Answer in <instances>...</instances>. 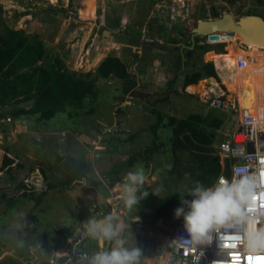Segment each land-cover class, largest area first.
I'll return each mask as SVG.
<instances>
[{
    "label": "rangeland",
    "instance_id": "374dc122",
    "mask_svg": "<svg viewBox=\"0 0 264 264\" xmlns=\"http://www.w3.org/2000/svg\"><path fill=\"white\" fill-rule=\"evenodd\" d=\"M215 11L219 17L229 12L236 19L250 13L264 16V4L258 0H0V34H6L8 27L24 30L30 40L38 36L50 57H59L65 68L78 73L95 71L107 56L115 55L126 62L136 81L135 87L124 93L123 80L116 76L100 78L96 100H87L78 108L68 104L51 119H43L39 113H17L20 107L31 108L32 102L0 106V111L6 113L0 118V264H26L24 256L32 258L28 264H50L55 252L65 248L67 234L78 232L89 218L98 215V210H105L104 204L113 199L108 186L114 183L107 173L140 145L145 147L153 141L149 127L156 116L151 113V100L163 99L157 108L166 117L181 118L199 112L210 119L221 118L214 149L225 133L234 129L231 115L210 108L202 100L205 79L211 76L192 87L194 92H188L180 75L175 90L164 98L178 72L175 63L179 54L184 56L180 62L183 70L191 73L203 69L207 62L215 64L216 69L214 60L220 57L255 51L253 44L258 43L241 40L238 34H221L212 41L199 37L198 42L206 48H197L193 53L189 48L191 30L199 20L218 18L214 17ZM248 57L250 60L240 58L235 73L228 72L226 83L232 85L228 90L233 95L238 88L260 85L257 82L264 80L259 62L264 61V51ZM213 77L221 82L218 73ZM224 83L220 86L225 88ZM248 97H238L242 106L250 102ZM260 103L252 110L257 115L259 107L264 111ZM255 104L252 102V106ZM115 126L122 132L116 133ZM157 131L161 145L151 158L144 185L161 197L187 192L193 185L188 168L192 155L186 150L171 152V129L166 124ZM116 140L120 141L119 154L108 149ZM6 151L17 163L13 180L2 168ZM68 155L83 161L87 172L84 182L69 189L48 190L39 205L22 195L24 189L18 188L21 183L28 189L42 187L43 170L51 182L64 180L67 171L60 157ZM14 195L19 203L3 216V197ZM118 206L123 212L122 201ZM138 211L135 205L121 217L127 225V246L141 249L140 264H164L161 256L170 244L155 224V208L148 205L145 215H137ZM108 247L110 244L105 242L104 248Z\"/></svg>",
    "mask_w": 264,
    "mask_h": 264
},
{
    "label": "trees",
    "instance_id": "16d2710c",
    "mask_svg": "<svg viewBox=\"0 0 264 264\" xmlns=\"http://www.w3.org/2000/svg\"><path fill=\"white\" fill-rule=\"evenodd\" d=\"M258 1L260 4H264V0ZM214 17H219V13L215 11ZM1 25L3 26V22L0 20V27ZM6 28L7 33L0 34V106L12 105L13 102L14 104L32 102V107L29 109L25 107L18 108L17 113L19 115L39 113L41 118L51 119L59 111L66 110L68 104L77 108L83 107L87 100H96L98 98L100 93L98 80L100 78L116 76L123 80L126 85L123 89L124 93L135 87L136 81L128 70L126 62L115 55L107 56L95 71L78 73L65 68L63 61L59 57H50L44 43L39 40L38 36L30 40L24 30ZM198 41H200V38H197ZM253 45H256L255 51L243 52L238 55L234 54L235 56H224L215 60L218 76H220L221 82H225L224 84L228 89L232 87V85L226 83V81H229L228 72H236L240 66V58L243 57L246 60H250L248 55L264 51L263 45ZM197 48L205 49L206 47L198 42L193 53H195ZM183 57L182 54H179L177 58L178 61L175 64L178 72L169 82V87L165 91L164 98L166 99L175 90L174 85L180 75L184 76L182 84L184 88L191 84H197L206 76L217 77L214 64L210 62L205 63L203 69L200 68L191 73H186L182 65H180ZM187 62L188 59L184 62L185 66H187ZM142 94L140 93L139 95ZM162 100L161 98L151 100V113L156 116V122L151 124L149 129L153 131L154 138L143 152L147 154L148 158H152L155 155L161 145L158 142L159 133L157 130L163 124H166L171 129V133L168 136L172 143L171 152L177 153L178 150H186L192 155L188 167L192 173L191 183L194 184L195 181L199 180L206 185H211L221 172L219 155L215 153L214 144L217 137L216 130L220 127L222 119L214 116L210 119L199 112H193L181 118L174 115L166 117L157 108L158 103ZM68 114L72 115L70 112ZM5 116L6 113L0 111V118ZM8 153L9 151H6L5 155H3L2 168L11 174L13 180L12 171L17 163H15L16 159L11 158ZM60 159L63 161L67 171V176L64 180L51 182L43 170L45 176L42 187L28 189L24 183H21L18 188L24 189L22 195L34 199L36 204L39 205L48 190L58 187L69 189L78 183L84 182L87 178V172L81 159L72 155L60 157ZM109 174L111 173H107L108 176ZM144 191H147L149 195L138 203L142 211L145 212L148 205H153L156 215L171 221L178 220L174 217V211L182 206L180 193H171L161 197L151 187H144L139 191L138 195ZM3 198L5 199L3 216H5L19 203L20 199L16 195ZM184 199H191V197L185 195ZM104 205L107 206V203ZM106 206H104L105 210H100L101 213L96 215V218L109 214L110 211ZM69 235L70 233L67 234L68 237Z\"/></svg>",
    "mask_w": 264,
    "mask_h": 264
},
{
    "label": "clouds",
    "instance_id": "9594fccd",
    "mask_svg": "<svg viewBox=\"0 0 264 264\" xmlns=\"http://www.w3.org/2000/svg\"><path fill=\"white\" fill-rule=\"evenodd\" d=\"M253 124L254 131L264 132V127H259L257 122ZM248 157H254L257 163L253 164ZM259 160L247 154L233 166L230 177H219L211 185L197 180L186 194L181 193L182 206L174 211L176 219H183L186 234V238H179L180 247L191 252L193 248L210 244L214 234L231 231L239 237L246 254H264V209L250 208L257 197L264 199V164ZM145 180L143 166H134V170L126 173L118 187L119 199L127 209L131 210L149 195L147 191L137 195ZM185 195L191 199H184ZM83 227L87 237L108 242L110 247H101L91 255L81 254L77 264H140L141 249L127 246V225L117 214L91 217ZM55 255L62 258L61 253Z\"/></svg>",
    "mask_w": 264,
    "mask_h": 264
},
{
    "label": "built area",
    "instance_id": "2783aa9c",
    "mask_svg": "<svg viewBox=\"0 0 264 264\" xmlns=\"http://www.w3.org/2000/svg\"><path fill=\"white\" fill-rule=\"evenodd\" d=\"M206 85L208 86V83ZM224 86L226 89L222 86V93H204L202 97L203 102L210 108L228 113L235 119L234 129L225 133V138L216 145L217 154L221 162L224 163V171L218 178L230 177L233 166L239 163L240 158L245 157L247 154L259 157V163L264 164V132L254 131L253 124V122H257L259 127H264V116L257 115L249 108L242 106L239 98L230 93L225 84ZM115 127L116 133L122 132L120 127ZM108 132L114 131L109 129ZM248 159L253 164L257 163L254 157H248ZM112 184L109 188L110 192L113 193V199L109 201V205L112 211L116 213L120 210L118 206V203H120V190L117 183ZM250 208L251 210L264 209V199L257 197ZM83 226L84 224L78 232H75L74 237L68 239L63 250L55 252V254L61 253L62 258L57 259L54 254L50 264H77L81 254H89L82 248L83 243L89 239ZM160 227L161 231L169 237L172 243V249L168 251L164 264H264V261L256 259V257H264V254L256 256L246 254L243 251V247L239 244V237L231 231L216 233L213 235L210 244L193 248L189 252L186 247H180L182 241L179 238L182 236L186 238L182 218L174 222L162 221ZM230 237H235L236 239H231ZM232 245H235V247H232ZM248 257H252L251 261H249ZM23 259L26 264L32 260L31 257L25 256Z\"/></svg>",
    "mask_w": 264,
    "mask_h": 264
},
{
    "label": "water",
    "instance_id": "95a60500",
    "mask_svg": "<svg viewBox=\"0 0 264 264\" xmlns=\"http://www.w3.org/2000/svg\"><path fill=\"white\" fill-rule=\"evenodd\" d=\"M238 33L244 41L264 45V17L259 14H244L238 19L232 13L225 12L218 18L202 19L191 30V48L197 43V38L207 37V40H218L221 34L234 36Z\"/></svg>",
    "mask_w": 264,
    "mask_h": 264
},
{
    "label": "crops",
    "instance_id": "0c3cea01",
    "mask_svg": "<svg viewBox=\"0 0 264 264\" xmlns=\"http://www.w3.org/2000/svg\"><path fill=\"white\" fill-rule=\"evenodd\" d=\"M260 15H262V14H260ZM263 16V15H262ZM264 17V16H263ZM258 78V75H256V79ZM263 78H264V73H263ZM206 80V79H205ZM200 81H202V80H200ZM262 83H264V80H263V82ZM196 87L197 86V84H191V85H189V86H187L185 89L186 90H188V92H194V91H192L191 90V88L192 87ZM223 89V88H222ZM262 107V106H261ZM259 109H261V110H263L262 108H260L259 107ZM225 113V112H224ZM226 114H228V113H226ZM230 115V114H229ZM232 116V115H231ZM154 124V123H153ZM117 141V140H116ZM118 142H120L119 140L115 143V141L113 142V143H111L110 145H109V150L111 151V153H116V154H119V151H120V143H118ZM219 143V142H218ZM150 145V144H149ZM145 146V145H144ZM148 146V144H146V146L145 147H142V145H140L139 146V148H137L131 155H126V159L124 158V160H126L125 161V163H124V160L121 162V163H118L117 165H114L113 166V169H111V175L109 174V176L107 175V177H109V178H111V180L114 182V183H117V186H120V185H122L123 184V181H124V177H125V175H126V173L127 172H129V171H132V170H134V166H143L144 167V169H145V174L147 175V171L148 170H150V169H148L149 168V164H150V162L152 161L151 160V158H148V156H147V154H145L144 152H143V150L146 148ZM215 153L217 154V151H216V149H215ZM219 161H220V165H221V172L219 173V175L224 171V163L223 162H221V160H220V157H219ZM143 163H145V165L143 164ZM124 171L126 172L125 174H124ZM227 171H228V168H227ZM109 172V173H110ZM218 175V176H219ZM218 176H216V178L214 179V181L212 182V183H214L215 181H216V179L218 178ZM113 183V184H114ZM112 184V185H113ZM144 187H146L145 185H143L141 188H140V190L142 189V188H144ZM148 187H150V186H148ZM108 189L110 190V188H109V186H108ZM139 190V191H140ZM153 190V189H152ZM154 191V190H153ZM155 192V191H154ZM156 193V192H155ZM139 194V192L137 193V195ZM157 194V193H156ZM109 201L110 200H108V203H107V208L109 209V214H112V213H114L113 211H112V209H111V207H110V205H109ZM120 203H121V200H120ZM137 206L139 207V205L137 204ZM100 210H102V209H100ZM119 212H121V213H118V212H116L115 214H117L118 216H120V217H122L124 214H126L127 213V208L124 206L123 207V212L121 211V209L119 210ZM147 212V210L144 212V211H142V209L139 207V211H138V213H137V215H145V213ZM101 212L98 210V215L100 214ZM108 214V215H109ZM156 214V213H155ZM94 217H96V216H94ZM156 217V221H155V224L159 227V229L161 230V227H160V224H161V222L162 221H165V222H174V221H171L170 219L169 220H167V219H165L164 217H162V216H158V215H156L155 216ZM100 218V217H99ZM102 218V217H101ZM123 220V219H122ZM179 220V219H178ZM177 221V220H176ZM76 232V231H75ZM75 232L72 234V233H70V235H69V237H68V239L69 238H72V237H74V234H75ZM162 232V231H161ZM163 233V232H162ZM163 235L167 238V240H169V237L165 234V233H163ZM89 241V242H88ZM88 242V243H87ZM93 242V243H92ZM169 244H170V247H168V248H166V250H167V252H166V254H165V256H161V258H163L164 257V261H165V258H166V256H167V253H168V251L169 250H171L172 249V243H171V241L169 240ZM101 247H105V242H100V241H96V240H93V239H91V238H89V239H87V241H86V243L84 242L83 243V245H82V248H84L88 253H89V255H91L92 253H94L95 251H97V250H99ZM90 251H93L92 253H90ZM149 258H147V260H148Z\"/></svg>",
    "mask_w": 264,
    "mask_h": 264
},
{
    "label": "bare ground",
    "instance_id": "6f19581e",
    "mask_svg": "<svg viewBox=\"0 0 264 264\" xmlns=\"http://www.w3.org/2000/svg\"><path fill=\"white\" fill-rule=\"evenodd\" d=\"M225 35L228 36V37H235L236 36V34L234 36H229L228 34H225ZM240 39L244 40L241 36H240ZM248 42H250V41H248ZM252 43H255V42H252ZM214 62H215V60H214ZM259 62L261 64V66H262V76H261V78H263L264 61H260V59H259ZM214 66H215V64H214ZM205 82H206V84L208 83V86L204 85L203 90L201 91V93L203 91H204L205 94H209V93H217V94H219V93L223 92V89L220 86L221 82L218 81L217 79L210 77V78L206 79ZM262 82L263 81L260 80L259 82H257V83H261L260 85L259 84L255 85L254 83L253 84H247L242 89L238 88V89L234 90V94H236V96L239 97L240 99H243L245 95L249 96L247 99L250 100V102L246 101L245 102V107L249 108L251 111L256 109V106L259 105L260 102H261L260 105L264 104V102H263L264 101V83H262ZM252 102H254L256 104L252 106ZM259 112H260V115L264 116V111H261V109H259Z\"/></svg>",
    "mask_w": 264,
    "mask_h": 264
},
{
    "label": "snow or ice",
    "instance_id": "6c2138e0",
    "mask_svg": "<svg viewBox=\"0 0 264 264\" xmlns=\"http://www.w3.org/2000/svg\"><path fill=\"white\" fill-rule=\"evenodd\" d=\"M231 239H236L235 237H230ZM232 247H235V245H232ZM249 261H251L252 257H248ZM257 260L264 261V257H256Z\"/></svg>",
    "mask_w": 264,
    "mask_h": 264
},
{
    "label": "flooded vegetation",
    "instance_id": "af4514ba",
    "mask_svg": "<svg viewBox=\"0 0 264 264\" xmlns=\"http://www.w3.org/2000/svg\"><path fill=\"white\" fill-rule=\"evenodd\" d=\"M197 25V24H196ZM190 34H191V32H190ZM190 34H189V38H190ZM205 39H207V37H204ZM198 43V42H197ZM196 43V44H197ZM190 45L192 46V42H191V38H190ZM191 46L189 47L190 49H191V51H193V49L195 48V46L193 47V48H191ZM190 52V51H189ZM183 55V54H182Z\"/></svg>",
    "mask_w": 264,
    "mask_h": 264
}]
</instances>
